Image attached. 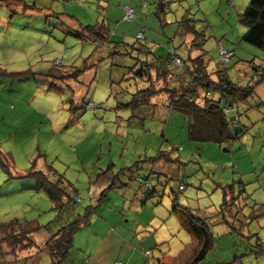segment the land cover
<instances>
[{
    "label": "rangeland",
    "instance_id": "1",
    "mask_svg": "<svg viewBox=\"0 0 264 264\" xmlns=\"http://www.w3.org/2000/svg\"><path fill=\"white\" fill-rule=\"evenodd\" d=\"M161 3V11L158 0L0 3V71L34 73L38 85L29 99L3 93L0 86V224L17 220L41 227L30 235L35 247H15L1 262L51 264L41 251L44 241L89 204L87 224L75 231L65 259L56 264H189L196 244L182 225L189 216L206 221L212 244L195 264H264V82L251 78L252 69L264 65V53L241 40L245 26L239 14L248 0ZM125 5L133 11L129 20L122 18ZM182 17L202 32L198 40L211 79L252 87L245 101L236 102L240 132L228 147L188 140L186 118L160 106L166 105L165 95L151 100L159 105L154 110L137 109L136 118L117 108L128 99L126 93L116 95L120 90L132 93L146 85L127 80L137 60L151 53L186 55L188 44L179 46ZM220 48L233 51L226 63ZM82 67L77 82L55 81L50 88V79L39 74ZM150 75L154 89L162 88ZM0 80L9 79L0 74ZM156 149L177 162L145 161L130 168ZM108 167V175L123 172L103 191L107 183L94 182ZM31 169L51 183L62 177L75 194L72 208L60 215L51 210L37 180L25 175ZM223 191L227 204L234 198L226 211Z\"/></svg>",
    "mask_w": 264,
    "mask_h": 264
},
{
    "label": "trees",
    "instance_id": "2",
    "mask_svg": "<svg viewBox=\"0 0 264 264\" xmlns=\"http://www.w3.org/2000/svg\"><path fill=\"white\" fill-rule=\"evenodd\" d=\"M9 3V0H0V3ZM161 0H158V9L161 11ZM182 26V34L187 35L190 40L188 46L185 41H180L179 46L185 45L187 48L186 55L184 57L178 56L175 52L170 53L165 58H156L151 53L152 57H144L142 60H137L131 70L130 76L127 80L132 79L145 81L146 85L143 88L134 90L132 93H128L125 90H120L118 94L126 93L128 99L125 102H119L118 107L129 109L131 118H134V112L137 109H152L154 110L157 106L151 102L152 99L158 95H165L166 105L169 110L174 111L182 115L187 120L186 133L188 140L195 142H208L215 143L218 145L229 146L238 139L239 133L236 135L232 134V128L237 126L238 123L235 119V114L230 112L223 114V109L226 107L234 106L236 109V102L245 101L246 98L251 94L252 87L241 88L236 86L225 79L212 80L210 74L207 72V60L204 57L202 48V32L194 29L189 23V19L182 17L180 20ZM239 21L245 26V31L241 36V40L258 48L264 53V0H248V3L244 10L239 14ZM83 28H90V26H83ZM96 35L97 41L101 39V35L96 32H92ZM181 34V35H182ZM200 34V35H199ZM183 36V40L185 37ZM198 49L201 52L191 57V50ZM177 57L180 60L181 67L173 64L172 58ZM174 65L176 67L175 72L169 70V66ZM86 70V67H82L74 72L70 71H55L47 69L44 74V78L50 79L48 88L54 86L55 81L62 82L72 78L77 82L79 76ZM154 72L153 80L161 81L163 84L162 88L154 89L151 85V72ZM175 73V74H174ZM259 73V74H258ZM5 78L12 81H25L34 79V73L21 72L7 74L5 71H0ZM125 74V73H124ZM127 74V73H126ZM257 77V84L264 82V65L258 68L252 69V77ZM134 86L136 84L134 83ZM212 90V93L207 96L205 93L208 90ZM219 91L220 94L217 92ZM222 93V94H221ZM201 99L202 104L200 105L197 100ZM114 99H116L114 97ZM223 103V104H222ZM217 106V107H215ZM153 112V111H152ZM136 118V117H135ZM230 118H233L231 120ZM167 151L156 149L153 157H145L144 160L139 159L134 162L132 167L137 166L138 163L147 161L149 165L154 166L158 162H164L166 164H172L177 162L176 156L171 157ZM109 167L96 176L94 184L97 186L107 183V187L103 189L106 191L110 189L123 172L119 170L115 174L108 175ZM27 177H33L37 180L38 188L44 190L48 200L52 204L51 210L55 211L59 215L65 209L72 208L71 205L74 203L75 194L69 193L67 185L59 177L55 182L51 183L47 180L46 175L43 172L30 170L25 173ZM142 185L146 186L144 181H139ZM104 183V184H106ZM149 193V191H148ZM225 191L222 194V204L226 208L230 202L234 200L229 199V203L225 200ZM175 211V210H173ZM92 212L91 206L88 204L84 207V213L80 216L77 215L76 219L71 222L60 226L53 234H51L46 241H44L41 248L42 252H45L51 259V264H56L65 259L67 250L71 246V240L73 234L79 228L81 224H87L88 217ZM238 214L235 215L237 217ZM58 216V215H57ZM221 218L220 223H226ZM183 227L188 231L190 236L195 240V246L192 250V258L189 264H195L204 259L206 252L211 249V241L209 234L206 233L207 223L203 218H192L188 217V221H184ZM41 227L33 225L30 222L25 221H9L7 224H0V263L4 255H14L15 247H19V250H29L35 247L30 235L37 233ZM4 250L8 252H4Z\"/></svg>",
    "mask_w": 264,
    "mask_h": 264
},
{
    "label": "crops",
    "instance_id": "3",
    "mask_svg": "<svg viewBox=\"0 0 264 264\" xmlns=\"http://www.w3.org/2000/svg\"><path fill=\"white\" fill-rule=\"evenodd\" d=\"M182 41H185L187 44L189 41V38H185ZM190 52H191V57L195 56L194 54L196 52L194 51V49H192ZM232 55H233V51H232ZM39 74L44 76L45 72L39 73ZM32 80H34L36 82L35 77H34V79L25 80V81H21V82L12 81V80H5V81L0 80V86L2 88L3 93L6 92L8 94H14V95L19 94L22 97L29 99L30 97L32 98L33 89L36 86H38L37 83L33 82ZM28 81H30V82H28ZM77 81H78V79H77ZM88 260H90V259H88ZM0 264H8V263L2 262Z\"/></svg>",
    "mask_w": 264,
    "mask_h": 264
},
{
    "label": "built area",
    "instance_id": "4",
    "mask_svg": "<svg viewBox=\"0 0 264 264\" xmlns=\"http://www.w3.org/2000/svg\"><path fill=\"white\" fill-rule=\"evenodd\" d=\"M122 11H123V14H122L123 19L129 20L133 17V11L128 5L123 6ZM140 36H141L140 33H138L137 37L139 38ZM219 54H220L222 63H226V61H228V59L232 56V51H226V50H223V48H220ZM172 61L174 65L181 67L180 60L177 57H173ZM217 92L220 94L219 91ZM211 93H212V90L209 89L205 94L209 96ZM235 110H236L235 107L232 105L230 107L224 108L222 112L223 114H228L230 112L235 113ZM116 264H119V263H116Z\"/></svg>",
    "mask_w": 264,
    "mask_h": 264
},
{
    "label": "water",
    "instance_id": "5",
    "mask_svg": "<svg viewBox=\"0 0 264 264\" xmlns=\"http://www.w3.org/2000/svg\"><path fill=\"white\" fill-rule=\"evenodd\" d=\"M223 104V103H222ZM215 107H217V106H215ZM231 120H233V118H230ZM238 132H240V128L239 127H237V126H234L233 128H232V134L233 135H236V133H238Z\"/></svg>",
    "mask_w": 264,
    "mask_h": 264
}]
</instances>
